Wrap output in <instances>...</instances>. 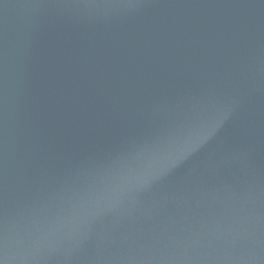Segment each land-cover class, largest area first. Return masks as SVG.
<instances>
[{
	"label": "water",
	"instance_id": "1",
	"mask_svg": "<svg viewBox=\"0 0 264 264\" xmlns=\"http://www.w3.org/2000/svg\"><path fill=\"white\" fill-rule=\"evenodd\" d=\"M0 264H264V0H0Z\"/></svg>",
	"mask_w": 264,
	"mask_h": 264
}]
</instances>
